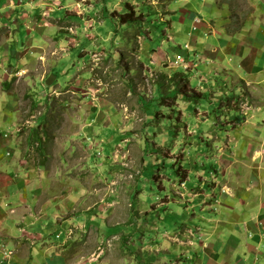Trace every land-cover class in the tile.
<instances>
[{
	"label": "rangeland",
	"instance_id": "374dc122",
	"mask_svg": "<svg viewBox=\"0 0 264 264\" xmlns=\"http://www.w3.org/2000/svg\"><path fill=\"white\" fill-rule=\"evenodd\" d=\"M0 149L3 264H264V0H6Z\"/></svg>",
	"mask_w": 264,
	"mask_h": 264
},
{
	"label": "crops",
	"instance_id": "0c3cea01",
	"mask_svg": "<svg viewBox=\"0 0 264 264\" xmlns=\"http://www.w3.org/2000/svg\"><path fill=\"white\" fill-rule=\"evenodd\" d=\"M0 2H1V0H0ZM5 2H6V0H4L3 4L0 3V6L4 5ZM173 12H177V11H173ZM208 26L211 27L210 24H208ZM228 35H235V34H228ZM232 42H231V44H232ZM212 49H215V47L213 46ZM219 53H220V51H219ZM5 151H6V149H0V230L6 228V225L9 222L8 217L11 216V213L7 212L8 208L6 207V204L8 203L10 205V207L14 208V206H12V204L14 202V198L23 199V197L25 196L24 193H20V192H23L21 188L25 185V184L22 185L24 183L25 179H20L19 176L17 175V173H18L17 171L15 172L16 174L14 173V169L17 165L13 161V158L11 160H7V158L2 156V152H5ZM6 153H7V151H6ZM6 161H9V162H6ZM253 179H254L255 183L259 182L257 180V176H255ZM18 187H20V188L18 189ZM23 202L25 203V199ZM29 211H32V210H29ZM255 215H257V213H255ZM26 216L29 217L27 214H26ZM262 216L264 218V213L260 214V217H262ZM49 221H51V220H49ZM43 223L44 222H42V221H37L35 223V226L33 225L34 223L24 225L23 231L26 233H27V231H33L34 229L35 230L38 229L39 231H43L44 230V227H43L44 224ZM1 226H4V227H1ZM254 231L257 233V234H255V236L258 237V242L256 245L258 246L259 244H262L261 247H263L264 246V228H261V226H260L259 228L258 227L255 228ZM30 233H32V232H30ZM10 242H11V240L0 237V264H3L1 262L3 257H4L2 254V251L4 250L6 243L8 244L9 248L11 247ZM258 248L259 247H255L256 251H259V253H261L260 249H258ZM262 253L264 254L263 251H262ZM8 264H13V262L10 260L8 262ZM14 264H32V263L30 262V260H27V261L20 262V263L14 262Z\"/></svg>",
	"mask_w": 264,
	"mask_h": 264
},
{
	"label": "trees",
	"instance_id": "16d2710c",
	"mask_svg": "<svg viewBox=\"0 0 264 264\" xmlns=\"http://www.w3.org/2000/svg\"><path fill=\"white\" fill-rule=\"evenodd\" d=\"M0 3L3 4L4 3V0H1ZM128 6H130V5H128ZM129 9H130L129 11H126V12L121 13L123 15L120 18V20L122 22L128 23V22H131L130 20H132V19H141V18L145 17V15H143V13H142L143 11H140V12L139 11H135L132 6ZM229 31L230 30H228V32ZM146 106H147V104H146ZM137 190H140V189L137 187Z\"/></svg>",
	"mask_w": 264,
	"mask_h": 264
}]
</instances>
